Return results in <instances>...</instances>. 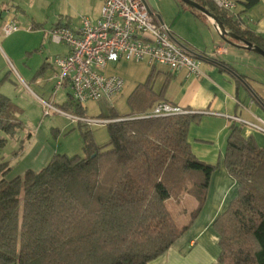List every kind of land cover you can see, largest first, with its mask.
<instances>
[{"label": "trees", "instance_id": "1", "mask_svg": "<svg viewBox=\"0 0 264 264\" xmlns=\"http://www.w3.org/2000/svg\"><path fill=\"white\" fill-rule=\"evenodd\" d=\"M192 1L213 13L228 33L264 50L262 40L225 11L206 0ZM256 2L246 0L244 7ZM66 22L59 20L55 28L67 27ZM154 76L152 66L148 78L133 88L129 115L104 104L98 120L118 119L106 124L107 144L97 145L86 130L83 156L51 155L41 170L12 178L10 163L0 162V264H150L191 228L218 164L199 161L190 150L188 131L200 115L138 118L162 101L167 88L168 79L156 93ZM8 103L0 94V133L14 137L22 124ZM65 104L85 118L84 106L70 95ZM242 127L230 125L224 147L222 162L237 192L212 223L219 239L215 264H264V149L245 138ZM4 144L0 138V149ZM185 196L197 205L179 227L166 201L179 203Z\"/></svg>", "mask_w": 264, "mask_h": 264}, {"label": "crops", "instance_id": "2", "mask_svg": "<svg viewBox=\"0 0 264 264\" xmlns=\"http://www.w3.org/2000/svg\"><path fill=\"white\" fill-rule=\"evenodd\" d=\"M146 1L150 9L159 15L156 3L153 0ZM235 1L237 9L234 19L238 21L239 27L246 32H252L264 43V0H257L256 4L250 8L244 7L246 0ZM84 5L82 17H87L92 23L100 18L101 0H90ZM2 17H6L5 22L7 20L14 22L8 10L2 14ZM82 17L80 19L67 17V27L78 29ZM195 17L196 23L203 26L204 34L207 35V39L202 40V44H193L187 38L182 37L178 41L173 32L172 34L183 48H187L196 55L200 61L201 75L197 78L189 76L185 71L171 72L165 66L160 65L164 67V70H156L157 77L162 73L164 75L163 82L166 79L168 81L162 101H158L156 104L163 102L176 106L184 112L201 116L198 124H191L188 131L190 150L198 160L213 165L217 163L218 167L212 174L208 185L205 205L199 216L193 221L191 228L180 236L166 253L150 264H215L219 255V239L212 223L226 209L237 192L236 182L227 174L222 162L228 128L233 122L237 123L232 118H237L255 124L264 130V106L258 100L260 98L264 102V58L239 46L226 43L217 34L213 21L196 15ZM30 27L34 28L33 22ZM53 28L55 25L50 30ZM45 36H47L46 33ZM45 39L48 40V36ZM67 54L68 50L65 47L64 52L58 55ZM226 68H230L234 74ZM55 69L57 71L48 79L58 83L59 69L56 66ZM239 76H242L243 80ZM61 86L66 88L69 97L68 84L63 83ZM241 134L245 138H254L257 145L264 149V132L262 130L243 126ZM52 154L50 150L49 152L37 150L36 153L29 155L30 159L24 166L15 168L11 164L9 178L21 176L26 170L34 172L41 170L48 163ZM169 201L172 200L166 201L170 210ZM184 201L187 202V206L182 209L180 215H183L186 220L179 226L188 222L189 213L197 205L193 197L189 196L181 198L179 203L175 202V204L179 206Z\"/></svg>", "mask_w": 264, "mask_h": 264}, {"label": "rangeland", "instance_id": "3", "mask_svg": "<svg viewBox=\"0 0 264 264\" xmlns=\"http://www.w3.org/2000/svg\"><path fill=\"white\" fill-rule=\"evenodd\" d=\"M153 1L162 21L170 26L178 41L182 37L198 45L207 39L203 26L195 21V15L207 19L205 16L183 10L177 0ZM85 2L90 0H0V94L9 102L14 119L22 124V131L14 137L0 133V138L5 139V147L0 149V162H9L20 168L37 150H50L52 155L83 156L82 133L86 130L91 131L97 145L109 142L106 125L95 123L99 121V113L105 103L112 106L118 115H129L131 112L127 98L138 83L148 78L152 68L148 62L109 63L104 74L124 79L122 91L109 101L87 102L84 106L85 118L75 116L74 105L65 107L68 91L63 86L57 88V83L48 79L57 71L53 61L56 55L64 52L65 46L48 41L45 33L63 18L71 16L80 19L84 15L82 7H85ZM6 10L13 17L18 31L5 36L2 26L6 17L2 14ZM32 22L34 28L30 27ZM156 70H164V67L157 66ZM163 80L162 73L153 77L151 88L156 93L161 89ZM48 102L53 105V110H47L44 103ZM73 117L92 123H80L72 120ZM186 203L184 201L178 206L169 201L178 226L186 220L180 215Z\"/></svg>", "mask_w": 264, "mask_h": 264}, {"label": "built area", "instance_id": "4", "mask_svg": "<svg viewBox=\"0 0 264 264\" xmlns=\"http://www.w3.org/2000/svg\"><path fill=\"white\" fill-rule=\"evenodd\" d=\"M100 18L92 23L82 17L78 29L65 26L53 28L47 33L52 43L63 44L67 55H58L53 65L59 69L57 87L67 83L71 101L85 106L87 102L109 101L122 91L124 79L104 74L109 63L148 62L151 66H165L169 71H185L189 76L201 75L200 61L196 55L183 48L173 36L170 26L158 18L146 0H101ZM229 16L235 17V0H206ZM4 35L18 31L13 21L2 26ZM47 110H53L51 103H44ZM189 113V112H188ZM178 107L166 103L153 106L138 118H163L188 114ZM47 114V113H46ZM243 126L264 130L255 125L232 118ZM84 124L92 123L72 118ZM117 120L96 121L110 124Z\"/></svg>", "mask_w": 264, "mask_h": 264}, {"label": "water", "instance_id": "5", "mask_svg": "<svg viewBox=\"0 0 264 264\" xmlns=\"http://www.w3.org/2000/svg\"><path fill=\"white\" fill-rule=\"evenodd\" d=\"M178 1H180L182 4H185L186 6H188L191 9L198 10L206 18L213 21V26H214L217 34H219L221 39L223 41H225L226 43L233 45V46H239V47H241L247 51H251V52L257 54L261 58H264V50L263 49L259 48L256 45H253L251 42H248V41L242 39L238 35L228 33L225 30L224 25L217 19V17L213 13H211L210 11L208 12L204 7L200 6L197 2H194L192 0H178ZM158 18L161 20L160 16H158Z\"/></svg>", "mask_w": 264, "mask_h": 264}]
</instances>
